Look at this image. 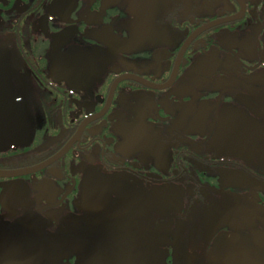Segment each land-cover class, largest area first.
Wrapping results in <instances>:
<instances>
[{"label":"flooded vegetation","instance_id":"flooded-vegetation-1","mask_svg":"<svg viewBox=\"0 0 264 264\" xmlns=\"http://www.w3.org/2000/svg\"><path fill=\"white\" fill-rule=\"evenodd\" d=\"M0 264H264V0H0Z\"/></svg>","mask_w":264,"mask_h":264}]
</instances>
